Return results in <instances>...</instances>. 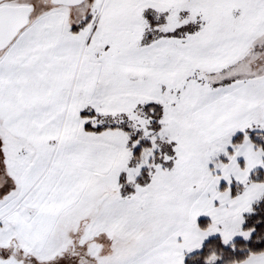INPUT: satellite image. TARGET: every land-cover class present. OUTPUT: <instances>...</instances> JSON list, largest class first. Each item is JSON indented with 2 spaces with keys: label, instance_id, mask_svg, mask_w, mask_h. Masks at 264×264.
I'll return each instance as SVG.
<instances>
[{
  "label": "snow or ice",
  "instance_id": "snow-or-ice-1",
  "mask_svg": "<svg viewBox=\"0 0 264 264\" xmlns=\"http://www.w3.org/2000/svg\"><path fill=\"white\" fill-rule=\"evenodd\" d=\"M0 264H264V0H0Z\"/></svg>",
  "mask_w": 264,
  "mask_h": 264
}]
</instances>
